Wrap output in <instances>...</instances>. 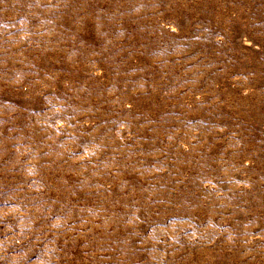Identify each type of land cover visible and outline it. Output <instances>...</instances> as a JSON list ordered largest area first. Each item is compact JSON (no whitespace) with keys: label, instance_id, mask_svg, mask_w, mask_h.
<instances>
[{"label":"rangeland","instance_id":"rangeland-1","mask_svg":"<svg viewBox=\"0 0 264 264\" xmlns=\"http://www.w3.org/2000/svg\"><path fill=\"white\" fill-rule=\"evenodd\" d=\"M0 264H264V0H0Z\"/></svg>","mask_w":264,"mask_h":264}]
</instances>
